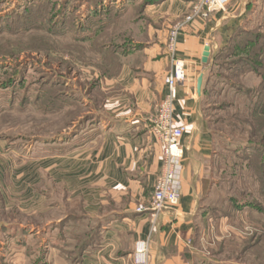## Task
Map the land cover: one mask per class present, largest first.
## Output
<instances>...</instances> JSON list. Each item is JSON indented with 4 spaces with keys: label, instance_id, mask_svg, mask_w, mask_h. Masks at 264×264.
Wrapping results in <instances>:
<instances>
[{
    "label": "rangeland",
    "instance_id": "1",
    "mask_svg": "<svg viewBox=\"0 0 264 264\" xmlns=\"http://www.w3.org/2000/svg\"><path fill=\"white\" fill-rule=\"evenodd\" d=\"M160 1L0 0L1 168L8 161V169L19 171L35 149L85 135L87 126L102 117L104 101L112 95L110 83L125 57L154 41L157 20L150 9ZM257 7L230 36L231 47L214 53H223L217 64L231 67L233 77L213 63L204 71L209 82L203 110L214 132L215 157L204 180L201 204L210 229L197 244V264H254L264 256L262 241L249 261L232 259L264 230L259 212H264V191L249 167L250 153L257 152L247 146L249 139L260 143V137L248 136L252 128L246 121L249 106L264 101L263 90L258 91L264 77L252 72L261 52L256 46L264 47V3ZM16 180L8 206H25L28 200L20 197H26L27 179ZM57 203L58 210L27 216L7 212L0 201V264L76 263L96 224L77 203ZM26 226L45 231L21 233Z\"/></svg>",
    "mask_w": 264,
    "mask_h": 264
},
{
    "label": "crops",
    "instance_id": "2",
    "mask_svg": "<svg viewBox=\"0 0 264 264\" xmlns=\"http://www.w3.org/2000/svg\"><path fill=\"white\" fill-rule=\"evenodd\" d=\"M260 3L264 0H231L207 21L185 24L179 31L176 57L185 64L186 82L178 89L174 116L177 125L187 129L180 139L186 149L180 163L181 195L177 206L159 215L155 225L148 208L163 160L152 121L167 94L165 77L173 70L167 41L172 29L183 23L192 0H161L150 9L157 20L154 41L125 57L121 73L110 83L112 95L104 101L102 117L87 126L84 136L35 149L23 159L21 171L3 163L4 209L33 216L47 214L52 207L58 210L62 207L58 200L80 205L96 228L76 264H134L138 240L149 241V264H197V244L210 229L201 204L204 180L215 157L214 132L203 110L204 87L202 96L196 95L198 78L207 66L203 54L209 47L210 62L232 33L250 21ZM16 178L27 179L26 197H20L28 200L25 206L7 203L15 198ZM138 207L145 210L138 212ZM40 231L26 226L20 232Z\"/></svg>",
    "mask_w": 264,
    "mask_h": 264
},
{
    "label": "built area",
    "instance_id": "3",
    "mask_svg": "<svg viewBox=\"0 0 264 264\" xmlns=\"http://www.w3.org/2000/svg\"><path fill=\"white\" fill-rule=\"evenodd\" d=\"M230 2L231 0H195L190 13L184 17L183 23L175 26L170 33L168 48L173 62V70L165 77L167 94L152 121L153 135L156 143L162 148L163 160L162 172L156 178L152 200L148 208L153 225L156 224L159 215L177 206L181 195L180 163L185 156L186 149L180 144V139L187 129L185 126L177 125L174 107L179 96L178 89L186 82V67L184 62L176 57L177 36L183 25L194 21L205 22L214 11L226 9ZM143 210H145L143 207L137 208L138 212ZM149 261V241H136L133 263L149 264Z\"/></svg>",
    "mask_w": 264,
    "mask_h": 264
},
{
    "label": "trees",
    "instance_id": "4",
    "mask_svg": "<svg viewBox=\"0 0 264 264\" xmlns=\"http://www.w3.org/2000/svg\"><path fill=\"white\" fill-rule=\"evenodd\" d=\"M236 34H235V36H236ZM229 47H231V40L224 47H222L220 50L223 51L224 49H228ZM256 48L259 49L261 52L257 51L256 56L258 57L259 63H257V65L254 66V68L252 69V72L256 73L260 77H264V47L261 44H257ZM221 55H223V53L221 51L218 54H214L211 57L209 64L211 65L213 63L214 66H215V64L218 65L223 71L227 72L228 74H230L231 77H233L232 76V72H233L232 70L233 69L231 67L228 68L227 65L225 66V65H221L219 63L217 64V62H219V59H221ZM250 62H252L251 59H249L247 61V63H249V64H250ZM249 64H247V65H249ZM222 78H223V80H225L224 77H222ZM208 82H209V79L207 77L205 79L204 84H203L204 95L207 92ZM228 84H230L231 86L234 87V85H232V83H228ZM262 90L264 92V80L262 81V85L259 86L258 91H260V93H261ZM223 106L226 107L225 105H223ZM224 107H222L221 109L223 110ZM247 118H248L247 120L246 119H243V120H246L250 124V127L252 128L251 132H249L248 136L251 135V133H253L252 134L253 136L257 135L260 137V143L255 142V141L250 140V139L248 140V143H247L248 148H253L257 152V153H255V152L250 153V156L253 157V159H252V162L250 163L249 167L255 172L256 180L259 182L262 190L264 191V101L259 100L255 104L252 103L248 108V117ZM254 131H256V133ZM259 212H261L262 217H264V212H262V211H259ZM263 233H264V230H263ZM263 233L261 234L260 237H258V241H256L255 243H251L248 241L244 242L242 244L241 249L233 255L232 259H234L236 256L235 259L237 261H244V260L249 261L247 259L248 255L251 252H254V251L261 248L260 243L262 241H264V234ZM88 243H89V241L87 240L80 246L77 258H79L80 254L85 250V247ZM77 258H76V260H77ZM261 261H262V264H264V256L262 258L259 257L257 259V261L254 262V264H256L257 262L261 263Z\"/></svg>",
    "mask_w": 264,
    "mask_h": 264
},
{
    "label": "water",
    "instance_id": "5",
    "mask_svg": "<svg viewBox=\"0 0 264 264\" xmlns=\"http://www.w3.org/2000/svg\"><path fill=\"white\" fill-rule=\"evenodd\" d=\"M216 9H218V8H216ZM209 57H210V48L209 47H206L205 48V52L203 54L202 62L204 64H208ZM204 75H205V73L203 72V73H201V75L198 78L197 89H196V95L198 97H201L202 94H203Z\"/></svg>",
    "mask_w": 264,
    "mask_h": 264
}]
</instances>
